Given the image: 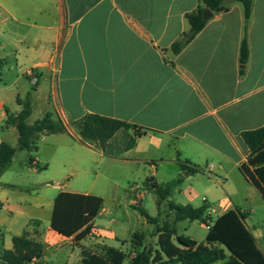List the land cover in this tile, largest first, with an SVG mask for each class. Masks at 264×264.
Masks as SVG:
<instances>
[{"label": "crops", "instance_id": "1", "mask_svg": "<svg viewBox=\"0 0 264 264\" xmlns=\"http://www.w3.org/2000/svg\"><path fill=\"white\" fill-rule=\"evenodd\" d=\"M201 1L0 0V145L17 148L0 176V253L13 250L14 237L23 235L44 247L32 264H83L84 251L100 256L105 247L127 252L135 234L144 236L145 248L147 238L136 232V225L155 224V219L157 228L165 225L158 224L160 213L152 216L143 208L146 194L157 203L156 186L183 175L181 164L201 172L186 176L160 208L171 199L178 205L206 206L215 221L228 211H240L264 252V198L241 172L250 154L243 134L264 127V0H253L249 21L242 3L228 0L229 9L213 13L175 54L172 46L190 31L187 16ZM245 35L249 59L243 66ZM29 94L30 125L51 113L66 128L41 135L32 153L19 150L17 129L5 126L8 114L22 111L17 99ZM87 115L137 128L120 130L104 149L97 146L99 155L110 160L108 166L125 170L130 188L123 190L131 206L152 220L141 213L131 225L120 205L106 208L107 192L75 179L84 164L83 150L97 154L77 134L76 124ZM118 144L122 156L106 153ZM17 161L23 165L18 175L27 177L29 186L5 179ZM43 169L54 171L50 180L39 172ZM138 181H144L143 192ZM113 184L120 185L117 180ZM61 193L104 201L82 240L51 227ZM112 212L115 218L99 223ZM166 216L175 219L171 210ZM178 223L173 227L183 236ZM150 237L154 251H160L159 234L153 230ZM225 253L228 259L230 253ZM166 261L163 257L155 264Z\"/></svg>", "mask_w": 264, "mask_h": 264}, {"label": "trees", "instance_id": "2", "mask_svg": "<svg viewBox=\"0 0 264 264\" xmlns=\"http://www.w3.org/2000/svg\"><path fill=\"white\" fill-rule=\"evenodd\" d=\"M228 0H202L196 11L189 14L187 19L191 29L180 41L172 46L175 54L180 53L205 28L209 20L204 19V13L210 10L214 14L227 11ZM244 6L247 21L251 18L253 0H238ZM249 59V43L245 35L241 45V64L244 66ZM31 97L25 100L17 99L22 111L18 115L8 114L6 127H15L19 133V147L21 151L32 153L37 150L41 135L65 132L66 128L61 121H55L51 113L33 125L28 123L32 114ZM137 129L123 121L87 115L76 124L77 134L81 142L91 143L105 148L106 144L120 130ZM143 133H139L142 135ZM245 144L249 148L248 161L241 167L244 176L262 193L264 198V127L248 131L243 134ZM17 153V148L7 143L0 145V176L10 167ZM33 159L29 160L31 164ZM183 175L165 184L156 186L157 206L168 201L174 190L183 183L186 176L196 175L201 171L181 164ZM103 199L95 196H86L72 193H61L56 199L51 219V227L58 234L82 240L91 231L92 223L103 208ZM171 212L175 214V222L199 221L209 229L206 241L197 243L185 236H179L175 227L165 224L157 228L159 234L158 246L160 251L148 250L143 247L142 234H135L130 253L135 252L133 258L130 254L112 247L103 248L100 256L89 251L83 252V264H155L163 257L167 261L160 264H264V252L259 248L253 234L245 225L246 217L240 211H228L219 217L213 225L207 215V207L194 208L191 205H178L169 202ZM146 218L148 214L141 211ZM152 220V219H151ZM157 223L155 219V224ZM175 238V242L172 240ZM223 247V248H222ZM224 248L230 253L227 259ZM43 244L31 240L27 235L14 237L13 250L0 253V264H32L43 255ZM42 264V263H36Z\"/></svg>", "mask_w": 264, "mask_h": 264}, {"label": "rangeland", "instance_id": "3", "mask_svg": "<svg viewBox=\"0 0 264 264\" xmlns=\"http://www.w3.org/2000/svg\"><path fill=\"white\" fill-rule=\"evenodd\" d=\"M2 75L4 76L3 71L0 69V78L2 79ZM124 143V140H122V145ZM118 147H111L106 150V153L108 155H117L122 156V149L120 144H118ZM93 146L94 151H96L97 154L90 153L89 151L83 150V156H84V164L82 167V171L75 179H81L84 184H88V186L95 185L97 189H101L102 192H107L108 197H106V208L114 209V205H120L123 212H128L130 214V217L132 219V224L135 223V220L138 218V215H141V212L137 207L131 206L128 195L124 196V190L123 188H130V184H127V180L125 177H123L125 170L123 169H114L111 166H108L107 159H104L99 155L100 153V147H98L96 144L91 143ZM110 163V162H109ZM23 165L20 161L15 162L14 166L8 171V173L5 176V179H10L15 182H18L19 186L26 187L29 186V180L27 177H21L18 175V173H22ZM28 173V171H25V173ZM41 175L44 178L51 179L54 171L52 170H41L39 171ZM152 178V177H151ZM150 178V179H151ZM149 179V180H150ZM113 180H117L119 184L121 185H114ZM52 182V181H51ZM55 184V183H53ZM134 184V183H133ZM132 185V184H131ZM137 185L141 187V191L143 192L144 189V181H138ZM147 197L145 198L142 206L143 208L148 211L149 214L152 216H158V213H160V218L158 220V224L160 223H169L170 227H173V223L175 222V219L169 220L167 218V214H169V204L165 203L162 208H158L157 203L153 201L148 194H146ZM175 203L172 199L170 200ZM116 215L112 212V215H110L107 218H99V223H107L112 218H115ZM43 219L47 220V217L42 216ZM142 221H145L142 219ZM215 222V218L210 221L211 224ZM137 226V231L145 234L147 241L145 245V250H154L155 249V241L152 240L150 237L151 231L155 230L157 225L156 224H148V226H140L139 224ZM177 228L181 235L191 238L195 240L198 243H204L206 241V237L208 235V229L207 226L199 221L196 222H190V221H184L179 222L177 224ZM131 243V242H130ZM223 248V247H222ZM131 249V248H130ZM225 252L228 253V251L224 248ZM78 257L74 258L73 262H76V259ZM56 264V263H55Z\"/></svg>", "mask_w": 264, "mask_h": 264}, {"label": "water", "instance_id": "4", "mask_svg": "<svg viewBox=\"0 0 264 264\" xmlns=\"http://www.w3.org/2000/svg\"><path fill=\"white\" fill-rule=\"evenodd\" d=\"M211 17H213V12H211L210 10H207L204 13V19L209 20ZM154 189V188H153Z\"/></svg>", "mask_w": 264, "mask_h": 264}, {"label": "built area", "instance_id": "5", "mask_svg": "<svg viewBox=\"0 0 264 264\" xmlns=\"http://www.w3.org/2000/svg\"><path fill=\"white\" fill-rule=\"evenodd\" d=\"M33 83H34V84L37 83V77H36V76H33ZM127 253L130 254V257H129L130 259L133 258V257L136 255L135 252H133V253L131 252V253H130V250H128Z\"/></svg>", "mask_w": 264, "mask_h": 264}]
</instances>
